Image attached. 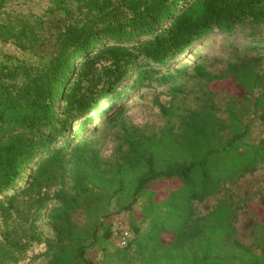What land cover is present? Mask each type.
Here are the masks:
<instances>
[{"label":"trees","instance_id":"obj_1","mask_svg":"<svg viewBox=\"0 0 264 264\" xmlns=\"http://www.w3.org/2000/svg\"><path fill=\"white\" fill-rule=\"evenodd\" d=\"M9 2L0 0V39L23 54L0 57V264H264V218L247 245L236 237L241 206L228 195L204 214L194 205L264 164V143L247 140V110L239 106L248 103L264 123V35L255 32L264 27V0H51L45 14L8 13ZM56 13L62 21L47 52L46 17ZM244 26L253 40L230 43L222 72L213 73L207 58L183 68L187 81L239 89L229 94L226 118L211 91L157 131L114 109L84 134L94 120L86 115L120 95L136 67L134 83L148 87L159 70L146 65ZM185 84L171 86L173 98L187 93ZM106 123L118 127L119 141L108 157L95 143ZM113 203L129 212L135 231L122 248L108 241ZM79 211L85 225L73 219ZM44 222L51 233L40 229ZM89 245L102 248L100 258Z\"/></svg>","mask_w":264,"mask_h":264},{"label":"rangeland","instance_id":"obj_2","mask_svg":"<svg viewBox=\"0 0 264 264\" xmlns=\"http://www.w3.org/2000/svg\"><path fill=\"white\" fill-rule=\"evenodd\" d=\"M8 4V13L45 14L47 9L52 5V2L51 0H10ZM46 20V32L50 36V40L47 41L46 51L51 52L55 49L53 42L55 36L54 30L59 26L62 17L58 13L48 14ZM248 31H250V28L244 26L239 30V33L232 36L222 34L211 35L203 40L194 42L185 52L167 63L150 64L148 67L146 65V68L159 70L158 73H152L153 84L148 87L137 86L134 83L138 70V67H136L120 84L122 92L120 95L106 98L98 108L86 115L93 116L94 120L85 126L84 134H89L93 130L95 125L104 118L106 111H113L114 109L123 110L124 117H127L131 122L145 130L157 131L167 125L170 120L177 122L180 115L202 105L205 97L211 91L215 93L213 98L218 107V115L223 119L226 118L227 108L231 104L229 94L238 93L239 89L233 87L230 82L209 86L205 81H187L185 77L187 75L186 70H183V68L187 66L186 64L191 67L197 60L207 58V61L212 64L210 70L213 73L222 72L226 66L224 59L232 52L230 43L234 42L236 45L245 46V44H249L248 42L253 40L245 34ZM255 32L258 37H262L264 35V27L255 30ZM208 40L209 42L205 44ZM8 52L16 55L23 54L12 42H4L0 39V57H4V54ZM26 53L28 56L29 52ZM146 83H148V80ZM177 83H186L187 93L173 98L170 88ZM157 102H161L166 107H169L174 112V116L169 117L164 115ZM239 106L247 110L244 117L245 124L250 125L247 140L264 143V123L260 119L259 111L251 108L246 102L241 103ZM78 125L79 123L76 124L75 122L70 134L75 135ZM116 132H118V127L114 124L106 123L99 126L98 142L96 141L95 143L101 147L103 154L107 157L112 156L115 146L119 144ZM223 195H228L232 201L241 206L237 211L234 223L236 237L247 245L253 244L252 228L254 222L257 217L264 218V206L262 207L263 211L259 209V206H262V202L264 201V164L259 170L244 176L235 184L227 185L222 194L210 196L202 202H195L194 205L197 213L204 214L212 210ZM142 202V200L138 201L135 207L140 209ZM115 214H120V218H125L130 222L129 212H120L116 203H113L107 211L108 223L113 220V215ZM73 219L79 225H85L86 223V216L80 211L73 215ZM39 227L48 233L52 232V228L45 222L40 223ZM143 227L146 228V224ZM3 230L4 227L0 221V232ZM107 247L110 248L109 244H107ZM88 252L90 256L100 258L102 248L99 245H89Z\"/></svg>","mask_w":264,"mask_h":264},{"label":"built area","instance_id":"obj_3","mask_svg":"<svg viewBox=\"0 0 264 264\" xmlns=\"http://www.w3.org/2000/svg\"><path fill=\"white\" fill-rule=\"evenodd\" d=\"M111 225V235L109 243L114 247H126L135 238V231L130 222L125 218H120V214L113 215V220L109 221Z\"/></svg>","mask_w":264,"mask_h":264},{"label":"bare ground","instance_id":"obj_4","mask_svg":"<svg viewBox=\"0 0 264 264\" xmlns=\"http://www.w3.org/2000/svg\"><path fill=\"white\" fill-rule=\"evenodd\" d=\"M208 42H209V40H208V41H206V42H205V44H206V43H208Z\"/></svg>","mask_w":264,"mask_h":264}]
</instances>
